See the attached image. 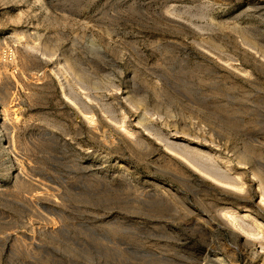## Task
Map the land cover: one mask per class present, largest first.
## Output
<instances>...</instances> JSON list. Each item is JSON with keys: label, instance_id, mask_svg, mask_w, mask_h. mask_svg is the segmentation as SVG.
I'll return each instance as SVG.
<instances>
[{"label": "rangeland", "instance_id": "1", "mask_svg": "<svg viewBox=\"0 0 264 264\" xmlns=\"http://www.w3.org/2000/svg\"><path fill=\"white\" fill-rule=\"evenodd\" d=\"M261 185L264 0H0V264H264Z\"/></svg>", "mask_w": 264, "mask_h": 264}, {"label": "bare ground", "instance_id": "2", "mask_svg": "<svg viewBox=\"0 0 264 264\" xmlns=\"http://www.w3.org/2000/svg\"><path fill=\"white\" fill-rule=\"evenodd\" d=\"M89 119V118H88ZM91 119V118H90ZM198 163V162H197ZM204 166V165H203ZM202 166V167H203ZM263 185H261V187H262ZM260 187V188H261ZM264 187V186H263ZM264 188H262L261 190H263ZM260 201L262 202V203H264V190L261 192V197H260ZM238 218V217H237ZM233 219V218H232ZM241 220V219H240ZM246 222V221H245ZM248 227H250L248 224H241V225H239V228H240V230L243 232V234H245V236H246V241H244L245 242V244H250L251 245V243H253V241L251 240V236L253 237L255 234H253L252 232H250V230L249 229H251V228H248ZM255 233V232H254ZM259 233V232H258ZM256 236H257V234H256ZM255 242V241H254ZM252 246V245H251ZM260 246V250H262L261 252H264V245L263 244H260L259 245ZM234 252V251H233ZM260 252V251H259ZM256 253V252H255ZM261 256V255H260ZM194 260V259H193ZM213 260L215 261L214 263L215 264H227L226 262H225V260H224V258L222 257V255H220V254H214L213 255ZM192 262V261H191ZM196 262V261H195ZM194 263V262H193ZM197 264H201V262L200 263H197ZM230 264V263H229Z\"/></svg>", "mask_w": 264, "mask_h": 264}]
</instances>
